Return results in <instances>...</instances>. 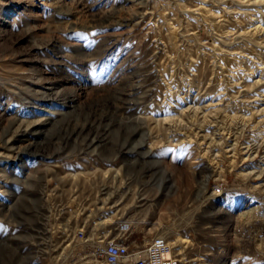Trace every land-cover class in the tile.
Returning a JSON list of instances; mask_svg holds the SVG:
<instances>
[{
  "label": "rangeland",
  "instance_id": "374dc122",
  "mask_svg": "<svg viewBox=\"0 0 264 264\" xmlns=\"http://www.w3.org/2000/svg\"><path fill=\"white\" fill-rule=\"evenodd\" d=\"M123 222L264 264V0H0V264H106Z\"/></svg>",
  "mask_w": 264,
  "mask_h": 264
},
{
  "label": "built area",
  "instance_id": "2783aa9c",
  "mask_svg": "<svg viewBox=\"0 0 264 264\" xmlns=\"http://www.w3.org/2000/svg\"><path fill=\"white\" fill-rule=\"evenodd\" d=\"M117 230L118 236L95 248L97 256L102 257L106 264H181L165 237L158 235L143 247H131L126 238L132 232V225L123 222ZM80 234V237L84 238V233Z\"/></svg>",
  "mask_w": 264,
  "mask_h": 264
}]
</instances>
